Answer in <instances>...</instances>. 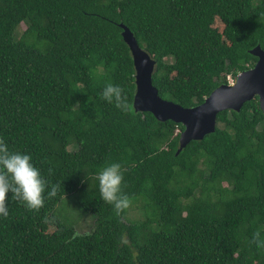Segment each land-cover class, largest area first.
I'll use <instances>...</instances> for the list:
<instances>
[{"label":"trees","instance_id":"obj_1","mask_svg":"<svg viewBox=\"0 0 264 264\" xmlns=\"http://www.w3.org/2000/svg\"><path fill=\"white\" fill-rule=\"evenodd\" d=\"M121 24L156 61L159 96L183 108L234 82L257 62L249 52L264 49V0H0V138L30 154L49 185L38 210L9 193L0 264H264L257 98L220 112L214 134L176 155L183 126L133 108ZM108 83L124 90L128 113L103 99ZM113 162L129 201L119 213L97 180ZM68 195L93 214L89 233L52 215Z\"/></svg>","mask_w":264,"mask_h":264},{"label":"water","instance_id":"obj_2","mask_svg":"<svg viewBox=\"0 0 264 264\" xmlns=\"http://www.w3.org/2000/svg\"><path fill=\"white\" fill-rule=\"evenodd\" d=\"M123 41L129 48L134 65L135 112H149L159 122L171 121L183 126L179 137L178 155L190 142L202 141L217 129V115L224 111L239 113L243 105L257 98L264 114V49L257 45L249 53L257 58L254 67L241 72L233 84H223L216 88L202 104L183 108L171 101L162 99L152 84L156 68L153 60L137 44L133 34L124 25Z\"/></svg>","mask_w":264,"mask_h":264},{"label":"clouds","instance_id":"obj_3","mask_svg":"<svg viewBox=\"0 0 264 264\" xmlns=\"http://www.w3.org/2000/svg\"><path fill=\"white\" fill-rule=\"evenodd\" d=\"M101 95L105 101L114 103L122 113L129 112L127 96L120 86L108 83ZM123 178L121 165L115 162L103 167L97 175L101 199L112 205L117 213L127 207L129 202L122 193ZM48 187L40 169L34 165L32 156L20 151H10L8 144L0 138V216L7 217L9 214L6 203L9 193L13 199L22 201L27 208L38 210L44 205ZM56 193L57 186L51 185L47 197H53Z\"/></svg>","mask_w":264,"mask_h":264},{"label":"rangeland","instance_id":"obj_4","mask_svg":"<svg viewBox=\"0 0 264 264\" xmlns=\"http://www.w3.org/2000/svg\"><path fill=\"white\" fill-rule=\"evenodd\" d=\"M25 30V26L21 24L17 30L19 36ZM233 84L232 81L229 82ZM139 204H137L138 206ZM135 210V207L132 210ZM134 221L141 220V214L131 212ZM52 215L65 227L73 229L77 234L89 233L93 228L94 216L90 212L83 210L77 203L73 195H68L59 201L52 211ZM139 218H136L138 217Z\"/></svg>","mask_w":264,"mask_h":264}]
</instances>
